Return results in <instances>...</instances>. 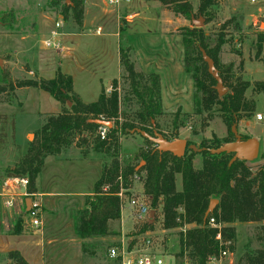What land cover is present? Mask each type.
I'll return each mask as SVG.
<instances>
[{
  "label": "rangeland",
  "instance_id": "374dc122",
  "mask_svg": "<svg viewBox=\"0 0 264 264\" xmlns=\"http://www.w3.org/2000/svg\"><path fill=\"white\" fill-rule=\"evenodd\" d=\"M199 1L191 0L195 13ZM64 5L63 1L54 3L53 0H0V60L5 70V78L0 73V82L53 79L58 68H62V72L69 70V61L58 55L61 53L60 48L46 47L45 41L50 39L51 32L55 30V23L60 20L63 21L61 30L65 36L84 35L86 21V32L89 36H80L79 44L81 52H84L82 57L87 50L88 53L99 52L102 48L100 45L104 42L114 56L118 43L117 37L112 35L115 31L120 40L119 56L121 49L131 48V60L139 72L160 76L164 112L156 122L160 133L168 138L173 135L180 139L185 138L199 150L203 144L209 145L214 138L223 145L226 140H233L232 129L235 127L243 139L259 140L258 158L246 164L253 173L260 170L264 165V121H258L257 117L260 114L264 117V87L261 91L255 88L257 84H264L263 55L259 59L256 58L258 35L264 33V27L260 28L256 22L263 11L264 0L257 4H251L247 0H218L217 7L212 12V21L208 24L205 22L201 27L208 35L211 46L216 45L219 38H223L219 66L224 73L221 74L224 86L231 92L230 84L237 80L248 82L250 88L246 92V98L256 103L255 112L251 117L237 119L230 126L226 125L215 108L211 113L196 114V89L192 78L185 73L180 32L183 27H196L190 20L175 16L162 5L161 0H132L129 7H121L129 9L125 14L121 13V18L114 17L117 8L109 6L106 0H84L83 25L78 26L72 12L66 11ZM199 19L200 17L195 18ZM98 29H103V32L107 33L105 36L108 35L103 41L102 38H95ZM93 60L95 59L88 62ZM107 73L109 75H101V79L107 86L112 79L109 90L102 88L100 80L97 84L96 79L87 73H79L75 79V88L83 102H96L101 89L111 93L113 81L121 79L122 72L117 79L118 70L114 61H111ZM15 95L13 103L0 104V115L10 117V121L14 118L15 121V131L10 123L7 124V138L5 144L0 147V182L7 177V170L14 168L27 152L29 144L35 141L36 132L47 117L59 113L62 109L59 102L39 89H19ZM153 147V143L142 136L130 134L122 139L120 160L123 164L140 162L144 165V162H141V151H148ZM62 155L66 161L55 162L48 157L40 174L43 190L53 189L67 195L48 202L42 197L45 220L43 230L24 228L21 235H14L13 227L17 219L20 218L24 222L26 205L19 201L12 210L0 209V264L8 263L7 255L11 251L32 253L29 243L34 241L37 245H42L43 254L50 260V264L53 263L51 261L58 260V257H62V261L58 260L59 264H121L116 258L110 257V250L116 249L121 253L130 248L154 253L163 258L165 264H176L174 257L180 250V233L193 226L164 231L161 226V206L155 211L153 230L147 233L140 234L139 231L149 222L140 221L135 210L130 209L122 211L121 221L111 224L109 236L82 240L80 245L71 243L66 252L64 248L58 247L59 240L64 237L80 239L75 234L74 226L79 212L86 208L88 197L77 195L93 191L95 182L102 175L104 163L111 162L110 158H101L93 152H90L89 159L85 160L77 149H70ZM193 165L196 169L202 167V156L199 152L194 157ZM176 188L182 189L181 176L176 179ZM129 198L146 203L152 210L151 200L144 195L142 182L134 181ZM123 213L128 223L122 230ZM235 224L237 239L234 250L231 252L227 249L228 256L218 262L222 260L226 261L225 264H230L229 261L234 263L236 258L237 263L241 254H232L238 249L242 253L245 247H261L257 241V224ZM60 228L63 230L59 231ZM83 245L87 252H83Z\"/></svg>",
  "mask_w": 264,
  "mask_h": 264
},
{
  "label": "trees",
  "instance_id": "16d2710c",
  "mask_svg": "<svg viewBox=\"0 0 264 264\" xmlns=\"http://www.w3.org/2000/svg\"><path fill=\"white\" fill-rule=\"evenodd\" d=\"M61 1L65 3L64 9L72 12L77 25L82 26L84 2L53 0L54 3ZM161 3L175 16L190 21L200 17L208 24L213 19L212 12L218 0H200L197 13L191 0H161ZM180 32L185 73L192 78L196 89V114L211 113L215 108L228 126L237 119L251 117L256 103L246 98L249 83L237 80L230 84L231 92L220 98L215 90L216 81L203 61L201 50L214 61L220 77L224 74L219 66L223 38L211 46L208 35L201 28L183 27ZM131 52V48L121 49V79L113 81L110 94L103 89L98 100L90 104L83 102L76 94L72 77L60 71L53 79L1 81L0 104L13 103L19 89L33 88L48 93L62 107L60 113L47 117L37 130L35 141L29 144L27 152L14 168L7 170L5 176L27 177L30 181L29 191L37 193V180L48 157H57L70 149H77L85 159L90 152L101 158H110L111 162L103 165L92 197L88 196L86 208L78 214L75 234L81 240L109 236L111 224L121 218L119 193L124 190L126 196H131L134 177L138 176L144 195L151 200L152 210L155 212L161 206L164 231L194 226L180 233V250L174 257L176 264H208L211 257L219 259L227 249L233 252L237 239L236 229L232 226L234 223H264V165L253 173L245 161L231 164L232 154L212 155L204 150L221 147L223 144L216 138L209 145L203 144L200 149L201 169L193 165L197 153L191 151L182 158H176L168 153L160 154L155 146L151 150L141 151L144 165L140 162L123 164L120 160L123 137L137 130L151 135L158 131L157 119L164 115L160 76L139 72L131 60ZM262 55L264 61V33L258 35L256 58ZM0 73L5 78V70L1 67ZM263 87L264 84H257L255 89L261 91ZM96 121L112 123L105 138L100 136L101 127ZM9 123L15 131L14 118L10 121V117L0 115V147L5 144ZM170 139H177V136L173 135ZM234 140H226L224 144ZM177 176H181L182 180L180 191L176 188ZM213 199L219 201L218 205L206 219ZM212 218L217 227L209 224ZM24 228V222L17 219L13 234L21 235ZM152 230L153 225L146 223L139 233ZM258 231L257 241L261 248L246 252L237 264H264V224ZM83 252H87L84 245ZM7 260V264H28L18 251L9 252ZM116 260L121 263V257Z\"/></svg>",
  "mask_w": 264,
  "mask_h": 264
},
{
  "label": "crops",
  "instance_id": "0c3cea01",
  "mask_svg": "<svg viewBox=\"0 0 264 264\" xmlns=\"http://www.w3.org/2000/svg\"><path fill=\"white\" fill-rule=\"evenodd\" d=\"M153 1L155 2V0H153ZM130 4H125V5L127 7H129ZM121 7L120 8H117L116 12L114 13V17L116 16V18H121L122 17L121 16V13H124V12L129 11L128 8H124V7L121 8ZM85 18H86V16H85ZM263 27H264V25H262L260 28H263ZM85 28H86V31H87V23H86V21L84 22V29ZM86 31H85V34L84 35H76V36L75 35H73V36L72 35H70V36L66 35L65 36V34L62 32V30H60L61 36L57 39V43H58L59 48L61 50L60 51L61 53H58L57 52L58 55L62 59L69 61V64H70V68L66 72H62V70H61L62 68H58V71L62 72L65 75H68V76H71L72 77V79H73V86H74V91L75 92H76V88H75V81L76 80L75 79L79 75V73L85 72L90 77H92L93 79H96L97 84H99L98 83L99 80H100V83L103 84L102 83L103 80L101 79V75H109L107 72H108V69L110 67V63H111V61H114L115 66H116V68L118 70V77H117V79L120 77V74H121L120 56H119V50H120V45L119 44H120V40H119V37H118L117 32L113 31L114 33L112 34V35L116 36L117 39H118V43H117V47H116L114 56L111 55L109 48L106 47V44L104 42V43H102L100 45V46H102V48H101V50L99 52H95L94 53V51H93V52L88 53V50H87V51H85V55L83 56L84 57L83 58L82 57V53H84V52H81V45L79 43L81 41L80 36H83V37L89 36ZM106 34L107 33H104L103 32V29H102V32H101L100 35H98V34L95 33V36H96L95 38H97V39L102 38V41H103L105 39L104 37H107L108 36V35L105 36ZM137 36H139V35H137ZM56 51H58V50H56ZM92 59H95V60H93L91 63L88 62L89 60H92ZM62 62H63V60L60 61V64H62ZM111 82H112V79L109 82V86L103 84L102 88L105 87V88H107V90H109V87H110V83ZM101 92H102V89H101ZM162 93H163V89H162ZM76 94H78V93L76 92ZM100 94L101 93H99L98 98H99ZM60 112H61V110H60ZM53 114H58V113H53ZM185 140H187V139H185ZM64 153H62V154H64ZM62 154L60 156H57V157H49V158L50 159L51 158L54 159L55 162H58V161L59 162L60 161H66L65 158L61 157V156H63ZM49 158H47V159H49ZM85 160H87V159H85ZM178 177L179 176H177V178ZM36 186H37V193L41 194L42 197H44L47 202H48V200H51V199H55V198L67 196V195H63L61 193H58L56 190H53V189H51L50 191L43 190L44 189L43 188V183H42V179H40V177L37 180ZM94 186H95V184H94ZM93 191H94V187H93ZM93 191H91L89 194H82V195H77V196H85V197L92 196L93 195ZM121 214H122V211H121ZM123 216H124V213L122 215V230L124 228V225L126 223H128V219L125 220ZM120 221H121V219H120ZM241 224H245V225L257 224L260 227L264 223H241ZM232 226L235 227V229L237 227V225L235 223ZM44 227H45V220H44V214H43V226L40 229H28V228H25V229L26 230H43ZM62 230H63L62 228L59 229V231H62ZM81 242H82L81 239H77L76 240V239L65 238L64 237L63 239H60L59 240V246L58 247L64 248V252H66V251H68V247L70 246L69 244L76 243V244L80 245ZM31 244L29 243V246L32 249V253H27L26 254V253H24L22 251H19V250H14V251L20 252L21 255L28 262V264H50V262H48L50 260H48L44 256V254H43L44 253L43 252L44 248L42 247V245H37V242H35V241H34V243H31ZM259 248H261V247H257L256 249L249 248V247H245V249L242 250V253H240V250L238 249L237 252L234 253V254H232V255L233 256H235V255L238 256L239 254H241L239 256H242L243 254H245L248 251L257 250ZM27 255L29 256V258H28ZM56 259L62 261V257H58ZM58 260L51 261V263L53 262L52 264H59L60 261H58ZM225 263H226V261L224 262V261L221 260V262L220 261L219 262L217 261V262L208 263V264H225ZM229 263L230 264H237L236 263V258H235L234 263H233V261H229Z\"/></svg>",
  "mask_w": 264,
  "mask_h": 264
},
{
  "label": "built area",
  "instance_id": "2783aa9c",
  "mask_svg": "<svg viewBox=\"0 0 264 264\" xmlns=\"http://www.w3.org/2000/svg\"><path fill=\"white\" fill-rule=\"evenodd\" d=\"M84 2V0H81ZM107 4L111 7L120 8L125 4H130L132 0H106ZM251 4H257L260 0H247ZM129 17V16H128ZM130 18V17H129ZM128 19V18H127ZM63 21H59L55 24V30L51 32L50 39L45 41L46 47H53L59 49L57 39L61 36V28ZM256 25L261 27L264 25V8L257 20ZM101 29L96 31V34L100 35ZM58 37V38H57ZM57 38V39H56ZM258 121H264V117L260 114L257 117ZM107 128L101 127L99 134L102 138H105L107 134ZM135 181H140L138 176L134 177ZM30 181L27 177H6L0 182V209L12 210L15 208L18 202L25 204V215H24V227L28 229H40L43 226V201L42 195L39 193H31L29 191ZM121 199V211L124 210H135L137 218L140 221L149 222L151 209L149 206L138 200L129 198L122 190L119 193ZM31 200V205L27 210V200ZM209 224L212 227H217L215 219H210ZM220 239V236L218 237ZM230 244V243H227ZM112 259L121 257V264H165L163 258L158 257L154 253L140 252V250H129L124 249L121 253H118L116 249H111L109 253ZM228 253L223 252L219 259L227 257ZM219 259L211 257L208 263L217 262Z\"/></svg>",
  "mask_w": 264,
  "mask_h": 264
},
{
  "label": "water",
  "instance_id": "95a60500",
  "mask_svg": "<svg viewBox=\"0 0 264 264\" xmlns=\"http://www.w3.org/2000/svg\"><path fill=\"white\" fill-rule=\"evenodd\" d=\"M192 24L198 28H201L205 24V20L200 18L199 20H195L192 18ZM203 61L207 64L208 67V73L214 78L216 81L215 90L217 91L220 98L224 97L228 94V89L224 86V82L222 78L220 77L219 71L215 66L214 61L207 55V53L204 50H201ZM0 67L3 68V62L0 60ZM68 106L70 107L71 104L69 103ZM96 124H98L100 127H105L107 129H110L112 127V123L106 122V121H96ZM235 140L233 142L227 143L218 149H204L206 151H209L212 155H221V154H232L233 158L231 160V164H233L236 161H245V162H251L258 158L259 151H260V145L256 139L250 138V139H243L238 132L236 131L235 127L232 129ZM132 134H137L142 136L145 140L150 141L153 143L156 147V150L160 154H171L176 158H182L185 156L187 151H193L195 153L200 152L198 151L197 147L195 145H188V141L185 139L177 138L174 141H169L161 133L154 132L153 136L141 131H133ZM218 200L213 199L210 202V206L208 208V211L206 213V219L210 214L214 212L216 209V206L218 205ZM31 205V200H27V210L29 209ZM155 212L151 211L150 213V220L149 224L153 225L155 220Z\"/></svg>",
  "mask_w": 264,
  "mask_h": 264
},
{
  "label": "flooded vegetation",
  "instance_id": "af4514ba",
  "mask_svg": "<svg viewBox=\"0 0 264 264\" xmlns=\"http://www.w3.org/2000/svg\"><path fill=\"white\" fill-rule=\"evenodd\" d=\"M155 132V131H154ZM154 132L151 134L152 136H153V134H154ZM156 132H158V131H156ZM159 133V132H158ZM163 135V134H162ZM164 136V135H163ZM164 138H166L165 136H164ZM167 140H169V141H174L175 139H170V138H166ZM148 141V140H147ZM150 142V141H149ZM188 145L190 146V145H192V144H189V142H188ZM155 146V145H154ZM198 151H201L200 149L198 150ZM188 152V151H187ZM186 152V153H187ZM198 153V152H197ZM186 155V154H185Z\"/></svg>",
  "mask_w": 264,
  "mask_h": 264
}]
</instances>
